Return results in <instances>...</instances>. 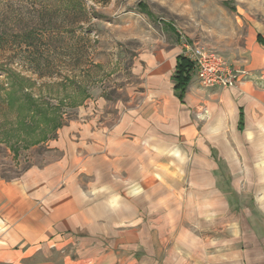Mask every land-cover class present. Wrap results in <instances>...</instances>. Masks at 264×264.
Instances as JSON below:
<instances>
[{"label":"crops","instance_id":"crops-1","mask_svg":"<svg viewBox=\"0 0 264 264\" xmlns=\"http://www.w3.org/2000/svg\"><path fill=\"white\" fill-rule=\"evenodd\" d=\"M184 47L142 48L127 104L80 109L55 158L0 176V264H264V44L247 80L191 66L179 95Z\"/></svg>","mask_w":264,"mask_h":264},{"label":"rangeland","instance_id":"rangeland-1","mask_svg":"<svg viewBox=\"0 0 264 264\" xmlns=\"http://www.w3.org/2000/svg\"><path fill=\"white\" fill-rule=\"evenodd\" d=\"M83 2L87 16L69 25L73 31H43L54 35L51 42L40 40L22 51L20 33L39 34L40 17L26 0H0L3 178L55 158L59 131L83 115L80 109L112 117L118 105L127 104L138 83L133 61L142 48L181 42L241 67L251 42L264 44V0ZM64 18L52 15V25L62 26Z\"/></svg>","mask_w":264,"mask_h":264},{"label":"trees","instance_id":"trees-1","mask_svg":"<svg viewBox=\"0 0 264 264\" xmlns=\"http://www.w3.org/2000/svg\"><path fill=\"white\" fill-rule=\"evenodd\" d=\"M96 3L104 4L108 0H92ZM36 14L40 17V27L37 31L39 34H35L31 31H23L20 33L19 48L23 51V48L29 45H36L40 40H46L51 42L54 38L52 34H43V31L47 32L53 28L65 30L67 32L73 31L69 25H73L76 22H80L84 17L87 16L86 7L83 0H26ZM28 5V6H29ZM61 5V6H60ZM57 6V7H56ZM61 13L65 18L62 20V26L54 27L52 25L51 16ZM94 14V13H92ZM78 15H81L79 18ZM35 32V31H34ZM5 41L7 39L5 37ZM3 42V36H0V44ZM192 63L184 56L178 57V63L176 71L173 75L174 88L179 95L184 91L188 83V70L191 68Z\"/></svg>","mask_w":264,"mask_h":264},{"label":"built area","instance_id":"built-area-1","mask_svg":"<svg viewBox=\"0 0 264 264\" xmlns=\"http://www.w3.org/2000/svg\"><path fill=\"white\" fill-rule=\"evenodd\" d=\"M185 55L191 61L195 76L204 88H229L247 80L251 72L244 66H234L221 55L201 47L185 46ZM202 113L205 115L206 110Z\"/></svg>","mask_w":264,"mask_h":264}]
</instances>
